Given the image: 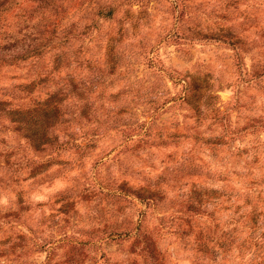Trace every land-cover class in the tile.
<instances>
[{
  "label": "rangeland",
  "instance_id": "374dc122",
  "mask_svg": "<svg viewBox=\"0 0 264 264\" xmlns=\"http://www.w3.org/2000/svg\"><path fill=\"white\" fill-rule=\"evenodd\" d=\"M0 101V264H264V0H0Z\"/></svg>",
  "mask_w": 264,
  "mask_h": 264
},
{
  "label": "trees",
  "instance_id": "16d2710c",
  "mask_svg": "<svg viewBox=\"0 0 264 264\" xmlns=\"http://www.w3.org/2000/svg\"><path fill=\"white\" fill-rule=\"evenodd\" d=\"M38 52V50H33V52L32 53H34V54H36ZM23 55V54H22ZM2 103H1V101H0V111L3 109V107H2V105H1Z\"/></svg>",
  "mask_w": 264,
  "mask_h": 264
}]
</instances>
